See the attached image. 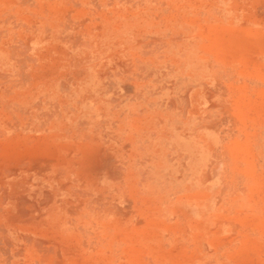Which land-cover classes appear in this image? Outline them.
I'll return each mask as SVG.
<instances>
[{
  "label": "rangeland",
  "instance_id": "obj_1",
  "mask_svg": "<svg viewBox=\"0 0 264 264\" xmlns=\"http://www.w3.org/2000/svg\"><path fill=\"white\" fill-rule=\"evenodd\" d=\"M0 264H264V0H0Z\"/></svg>",
  "mask_w": 264,
  "mask_h": 264
}]
</instances>
